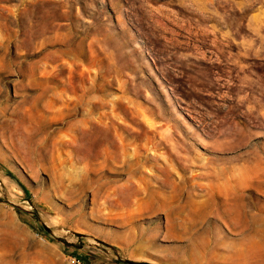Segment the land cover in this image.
<instances>
[{"label": "rangeland", "instance_id": "374dc122", "mask_svg": "<svg viewBox=\"0 0 264 264\" xmlns=\"http://www.w3.org/2000/svg\"><path fill=\"white\" fill-rule=\"evenodd\" d=\"M78 261L264 264V0H0V264Z\"/></svg>", "mask_w": 264, "mask_h": 264}, {"label": "water", "instance_id": "95a60500", "mask_svg": "<svg viewBox=\"0 0 264 264\" xmlns=\"http://www.w3.org/2000/svg\"><path fill=\"white\" fill-rule=\"evenodd\" d=\"M46 231H48L49 233H52V231L48 228L45 227ZM76 234V233H75ZM78 236H82L80 234H77ZM128 264H150V263H137V262H131V261H127Z\"/></svg>", "mask_w": 264, "mask_h": 264}, {"label": "built area", "instance_id": "2783aa9c", "mask_svg": "<svg viewBox=\"0 0 264 264\" xmlns=\"http://www.w3.org/2000/svg\"><path fill=\"white\" fill-rule=\"evenodd\" d=\"M78 263H79V264H86V263H82V262H80V261H78Z\"/></svg>", "mask_w": 264, "mask_h": 264}]
</instances>
